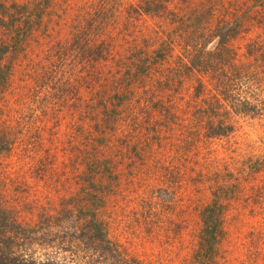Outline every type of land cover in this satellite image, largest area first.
<instances>
[{
	"label": "rangeland",
	"instance_id": "obj_1",
	"mask_svg": "<svg viewBox=\"0 0 264 264\" xmlns=\"http://www.w3.org/2000/svg\"><path fill=\"white\" fill-rule=\"evenodd\" d=\"M86 1L68 0L70 12ZM124 1L105 0L106 6L112 8L102 12L106 32L118 37L112 44L114 47L108 49L116 54L112 61L110 56L107 63L112 68L104 67L102 74L95 73L86 67V62L96 65L93 59L97 50H94L95 55L83 57L91 54L92 46L78 51L76 48L73 56L77 60L64 69H73V79L69 81L72 88H65L69 95L66 102L63 99L57 102L49 98L53 91L47 81L44 92L38 89L40 81L37 80H47L54 69L51 56L54 45L60 38L64 41L65 34L76 32L72 24L67 23L57 36L58 20L55 17L50 20L46 15L53 10L62 13L60 7H66V0H0L10 14L5 23L14 22L13 26L22 31L29 24L36 35L46 36V39L40 36L36 43L31 41L27 49H23V43L17 62H10L9 53L2 63L5 66L12 63L13 71L10 85L0 100V125L12 126L17 135L10 153L6 152V146L1 147L0 204L3 203L4 209L15 208L18 219L15 223L7 214L0 219V240L12 238L9 245L0 243V252L11 251L16 257L24 256L37 264H194L204 223L215 222L207 219L217 190L216 181L222 184L220 178L226 177L237 186L227 188L223 191L224 197H220L221 206L215 214L221 222L216 227L217 242L210 264H264V93L256 97L254 107L240 109L244 95L238 90L242 81L229 92L205 87L196 93L187 84L180 95L163 90L162 95L157 96L163 99L159 100L158 108L149 111L151 118L143 128L126 129L124 124L117 130L104 128L111 125L115 115L122 114L115 109L117 100L107 103V107H97L96 101L99 104L97 93L107 90L99 86L111 79L112 62H126L124 52L129 45L125 35L131 28L125 26L129 0ZM229 1L232 0L222 3L227 5ZM236 1L241 5L238 13L246 10L255 18L240 30L238 38L242 39L233 42L235 60L242 66H252L253 76L264 80V0ZM112 3H120L119 8ZM157 24L158 20L146 15L137 23L138 28L145 26L150 30ZM2 27L0 24V30ZM249 41L255 42L252 56H247V46L253 45ZM74 43L72 37L64 46L72 50ZM219 51L218 38L200 49V53L206 54L203 62L207 67L204 70L208 71L204 80H209L208 85L215 80L224 81L221 72L230 63L227 58L220 60ZM37 54L43 61L46 58L42 66L46 70L50 68L45 78L37 65L42 61ZM31 68L38 70L33 72ZM60 77L57 73L56 78ZM194 78L190 80L193 87L198 85ZM34 87L39 93H35ZM132 88L131 94L124 95L122 91L118 95L124 105L117 110H123L125 103L132 99L151 95L142 93L148 90L144 81ZM251 93L254 92L247 90L246 97ZM182 96L190 99L192 107L188 115L182 117L186 121L174 122L168 117V109L184 107L186 101L180 100ZM59 97H63L62 93ZM214 97L221 109H215ZM205 99L206 104L200 105ZM42 110H46V114ZM223 110L224 115L228 111L229 117L222 115ZM253 110H261L259 118H252ZM214 112L218 113L215 117ZM177 115L184 114L179 111ZM223 118H229L233 126L229 136L205 124L207 119L217 123ZM189 127L199 129V133L190 132L189 136ZM97 160L103 164V169L99 170H104L102 182L89 171ZM179 163L183 164L180 174L175 170ZM108 170L117 181L96 207L99 209L93 211L95 192L108 184ZM214 173H219L220 177ZM83 205L96 212V219L104 223L102 228L110 247L97 244L88 234L85 220L90 222L92 218L91 213H87L81 219L79 208ZM63 211L69 213L63 214ZM83 223L78 230V225ZM71 238H76L72 244L76 247L68 243L73 241Z\"/></svg>",
	"mask_w": 264,
	"mask_h": 264
},
{
	"label": "trees",
	"instance_id": "obj_2",
	"mask_svg": "<svg viewBox=\"0 0 264 264\" xmlns=\"http://www.w3.org/2000/svg\"><path fill=\"white\" fill-rule=\"evenodd\" d=\"M67 1L68 0H66V3L64 4L66 7H60L62 13L55 12L53 10L51 12H46V15H48L50 20L53 19V17L58 20V22L55 24L59 30L57 32V36L60 34L61 30L66 28L65 25H67V23L72 24V28L76 32L72 35L70 33L65 34L64 41L60 38L59 42L54 45L53 53L51 54L54 69L50 72L47 80H37L40 81V86L38 89L44 92L47 81V83L51 86L50 90L53 91L52 94H49V98L57 102H59L60 99H63V101L66 102V98L69 95L65 88H67L66 86L72 88L71 84H69V81H72L73 79V69H68L66 71H64V69L67 68L68 64L71 65L77 60L73 56L74 50L76 48H78L77 51L83 50L82 48H84V46H92L90 51L91 54L83 57H91V55H95L93 54L94 50H97L96 59H93V62L96 63V65L94 66L93 64L86 62V67H89L92 69V71L95 70V73L99 72L102 74V68H112L107 66V63L109 64L110 56L112 61L116 57V54L113 53V51H109L108 49L109 47H114L112 44L118 41L117 36L113 37L111 33L106 32L105 27L107 25L104 18L105 13L102 12H106V8L110 9L112 7L106 6L107 3H105V0H88L82 4L77 3L80 4V6L77 8V10L73 9V12H70L71 4ZM79 1L82 2L84 0ZM126 1H124V3ZM222 2L223 0L127 1V20L125 26L131 29L126 30L127 34L125 35L128 39L126 44L129 45L128 50L125 49L124 52L126 62H112L115 73H111L112 76L111 79H109V82L103 86H99L107 90L101 93L98 92L97 98L98 96L100 97L99 104L98 100L96 101L97 107L98 105L107 107V103H110L112 100H117L115 109L116 111L122 112V114L119 113L115 115L111 125L103 126L104 128L106 127L110 130H117L119 127H122V124L125 125L126 129L127 127H133L134 130L143 128V125L148 124L149 119L151 118L149 111L153 110L154 108H158L159 100L163 99L162 97L158 98L157 96L160 94L162 95L163 90L172 91L173 94L178 93L180 95L187 84L196 93L203 91L205 87H209V89L212 91L219 89V91L229 92V89H233L234 85H237V83L242 81V84L239 86V90L242 92L236 88L238 92L243 93L244 95L243 99L240 101V103H242L244 106L240 104L239 108L241 109V107L245 108L247 106L250 107L249 109L252 108L251 105L255 104L254 102L257 101L256 97H258L259 94L264 93V80H257L255 78L256 76H253L251 69L252 66H242L240 65V62H236L238 60H235L236 53L233 47V42L237 41V39H242L238 38L240 30L248 23L252 22L255 17L246 10H244L241 14L238 13L241 5L236 0L229 1L227 5L223 4ZM119 4L120 3H112L111 5L118 9ZM6 11L7 6L4 2H2L0 4V24L3 25L2 30H0V100L4 95L5 90L10 85L13 71L12 63H8L7 66L4 64L2 65L5 57L10 53L12 58L10 62L14 63V60L17 62L21 57L20 49L22 48L23 43H25L23 49H27L30 47L31 41L36 43V41H38L39 37L41 36V33L36 35L34 30H31V25L29 24H27L28 27L26 30L22 31L18 27L15 28L13 26L14 22L5 23V20L10 17V14H8ZM145 15L153 16L155 20H158L159 24L156 26L154 25V29L151 30L149 27L145 26L143 28H138L137 23L140 22L141 18ZM26 22L30 23V21ZM45 32L48 33L47 29ZM44 33H42V35H44ZM47 36L51 40L50 35L47 34ZM72 37L75 39V43L74 49L71 50L64 46V44L71 40ZM42 38L46 39V36ZM215 38H218L220 43V51L218 54L220 56V60L227 58L229 59L230 63H228V65L225 66L226 69L221 72V75L223 74L224 81L215 80L214 84L208 85L209 80H204V74L208 71L204 70L206 66L203 62L206 54L200 53V49L204 47V44H207L208 41H211ZM98 40L100 41V45L97 46ZM249 42L252 43V41ZM254 43L255 42L252 43L253 45L247 46V56H252ZM48 45L49 44L46 43V47ZM39 56V54L36 55L37 58H39ZM39 59L42 60L41 58ZM24 60L25 59L22 61ZM67 60H70L71 62H67ZM42 62H46V58L44 61L42 60L39 62V64H37L40 66L39 71L41 74H44L45 78V73L50 68L46 70V67L42 66ZM101 62L104 64H101ZM225 62H228V60ZM37 70L38 68H31V71L33 72H37ZM57 73H59L61 76L59 79L56 78ZM192 77H195L194 82L195 80L198 82V85L194 87L190 82ZM32 78L35 79L33 76ZM62 80L65 82H62ZM143 81L144 86H146L148 90L142 93L145 95L150 93V97L148 96L144 98L132 99L125 103L126 107H124L123 110H117L119 107L124 105V101L121 102V98L119 97L122 94L121 92L124 91V95L125 93L126 95L131 94L134 92L132 86L142 83ZM34 89L37 88L34 87ZM38 89L35 93H39ZM247 90H252V92H254L249 94V98L246 97ZM113 91L116 92V94L111 96V94L108 92ZM60 93L63 95L61 98L59 97ZM44 98L46 100V96ZM180 100L186 101L184 107L178 106L174 109V111H172V108L168 109L170 110L167 113L169 114L168 117L173 119L174 122L176 120L177 122L186 121L187 119H183L182 117L187 116L189 109L192 107L191 101H189L190 99L185 100V98L182 96L180 97ZM206 100L207 99L202 100L200 105H205ZM163 103L166 102L162 101V104ZM156 104L157 106H154ZM216 104L217 107L215 109L222 108L218 106V100L216 97H214V105ZM161 110L162 108L160 111ZM179 111L184 115L181 117L180 115H177V112ZM260 111L253 110V114H251L253 115L252 118H259V115H261ZM41 112L46 114V110H42ZM105 113L107 114V112ZM193 115L194 119H196L198 116L196 113ZM213 115L215 117L218 115V113L214 112ZM222 115H224V110ZM224 116L229 117L228 111ZM108 117L110 119V116ZM83 119H86L85 113H83ZM208 119L205 121V124L213 131H218L219 133L223 132V134L226 136H229L233 132V126L229 123V118H223V120L218 121L217 123L208 121ZM200 120L202 121V116H200ZM202 126H204V124H202ZM94 127H96V123L94 124ZM188 129L189 136L192 135L190 132L196 133L195 135L199 133V129L190 130V127ZM200 129L204 130V127H200ZM15 133L16 132L13 131L12 126L4 127L0 125V157L5 146L6 152H11L16 140V137L14 136H16L17 133ZM101 142L103 143V141ZM1 147H3V149H1ZM91 167L92 168L89 170L90 174L99 176V181L102 182L104 170L102 172L99 171L103 169L102 161L97 160L96 162H93ZM182 167L183 164L179 163L175 169L176 173L180 174L182 172ZM107 173V179L109 180L108 184L104 187H101V190L95 192L96 195L93 198L94 202H92V205H94L93 207H95V209L92 208L93 211H97V209H99L96 207L99 206L101 201L103 202L105 200L107 197L105 194L107 193L109 195V189L113 187L117 181L112 175L111 170H108ZM214 175L220 177L219 173H214ZM230 175L232 176V174ZM220 179L222 184H219V181H216L217 190L215 194H213L214 200L212 201V205L209 208L207 207L208 214L210 213V216L208 215L209 218L207 220L209 221L213 219L215 222L207 224L206 221L204 223V228L201 230L200 235L198 236L199 253L196 255V257H193V260L195 261L194 264L212 263V254L217 242L216 227L221 222V220L218 221V218H216L215 212H218L220 209V197H224L223 191L227 190L229 187L237 186L235 183L228 182L226 177ZM163 181L164 184H166L165 178H163ZM0 206V219L7 214L12 216L14 222L17 221L18 212L15 208H10L9 210L6 208L4 209L3 203L0 204ZM79 210L81 213V219L82 216H86L87 213H91L90 216L92 220L90 222L85 220V229L88 231V234L94 238L97 244L101 243L103 245L109 246L106 232H104V228H102L104 227V223L96 219V212H91L85 205L80 206ZM62 213L68 214L69 212L63 211ZM83 225L84 223L82 225H78V230ZM11 240L12 238L5 237L0 240V243L3 245H9ZM71 240L73 241H68V243L73 246L72 244L75 243L74 240H76V238H71ZM75 255L76 254L73 253V256ZM0 264L37 263L33 262L31 259L26 260L24 256H21V258L16 257V253L9 251L8 253L0 252ZM42 264H52V262H45Z\"/></svg>",
	"mask_w": 264,
	"mask_h": 264
}]
</instances>
